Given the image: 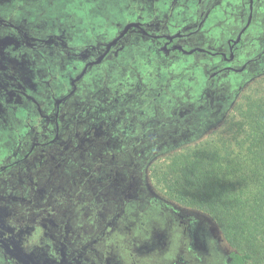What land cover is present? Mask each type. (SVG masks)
Returning a JSON list of instances; mask_svg holds the SVG:
<instances>
[{
    "label": "flooded vegetation",
    "instance_id": "obj_1",
    "mask_svg": "<svg viewBox=\"0 0 264 264\" xmlns=\"http://www.w3.org/2000/svg\"><path fill=\"white\" fill-rule=\"evenodd\" d=\"M263 74L264 0H0V264H101L82 225Z\"/></svg>",
    "mask_w": 264,
    "mask_h": 264
},
{
    "label": "rangeland",
    "instance_id": "obj_2",
    "mask_svg": "<svg viewBox=\"0 0 264 264\" xmlns=\"http://www.w3.org/2000/svg\"><path fill=\"white\" fill-rule=\"evenodd\" d=\"M154 94L156 91H151V96ZM258 96L264 97V74L246 83L233 108L225 116L215 117V122L222 119L219 123L204 125L191 134L184 133L168 147L159 148L156 156L145 165L141 177L143 185L137 188L136 181L135 187H131L133 190L127 193L130 201L120 211L117 208L122 192L116 189L112 196L113 209L98 207L96 213L104 222L97 227L83 224L80 231L85 233L83 240L101 237L93 244L99 251H106L104 255L98 253L103 259L101 264H225L228 251L233 249L231 243L210 211L182 204L171 197L166 181L172 175L166 171L175 156L197 146L216 147L225 140L235 143L240 136L237 135L239 108ZM166 101L157 102L161 106ZM128 180H124L125 186ZM118 212V218L106 227L105 221ZM102 232H105L103 236ZM91 257L88 256L91 262L88 260L87 264H100Z\"/></svg>",
    "mask_w": 264,
    "mask_h": 264
},
{
    "label": "trees",
    "instance_id": "obj_3",
    "mask_svg": "<svg viewBox=\"0 0 264 264\" xmlns=\"http://www.w3.org/2000/svg\"><path fill=\"white\" fill-rule=\"evenodd\" d=\"M239 109L236 142L175 156L166 188L182 204L210 211L233 247L228 264H264V97Z\"/></svg>",
    "mask_w": 264,
    "mask_h": 264
}]
</instances>
